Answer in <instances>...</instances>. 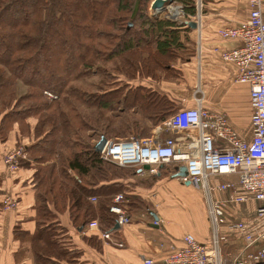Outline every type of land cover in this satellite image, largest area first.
Wrapping results in <instances>:
<instances>
[{
    "label": "trees",
    "instance_id": "obj_1",
    "mask_svg": "<svg viewBox=\"0 0 264 264\" xmlns=\"http://www.w3.org/2000/svg\"><path fill=\"white\" fill-rule=\"evenodd\" d=\"M151 1L0 0V168L28 142L19 170L33 172L35 229L16 225L14 232L28 240L33 264L79 262L82 251L64 237L60 215L76 226L95 221L112 234L116 195L131 221L149 212L145 194L175 172L170 164L157 176L137 178L138 167H118L94 150L101 137L147 138L183 109L155 86L178 78L172 63L192 59L195 0H174L184 9L177 22L150 15ZM100 240L84 238L95 249Z\"/></svg>",
    "mask_w": 264,
    "mask_h": 264
},
{
    "label": "built area",
    "instance_id": "obj_2",
    "mask_svg": "<svg viewBox=\"0 0 264 264\" xmlns=\"http://www.w3.org/2000/svg\"><path fill=\"white\" fill-rule=\"evenodd\" d=\"M248 4L247 20L236 27L219 29L217 35L238 43L235 48L221 50L219 56L223 63L234 67V82L248 87L251 140H244L233 130L225 115L206 110L202 106L201 90L197 88L193 106L172 114L153 129L150 137L109 139L99 153L103 161L121 168L148 165L151 176H156L158 167L163 165H173L174 173L178 167H185L186 177L178 181L183 185L188 183L204 207L207 235L203 242L185 234L180 246L171 245L161 261L144 259L143 264H264V0H248ZM168 11L177 21L184 17V9L179 4L173 3ZM202 11V0H195L193 22L197 24L194 32L198 62ZM24 159L23 147L8 153L4 159L8 172L15 173ZM229 177L234 180H228ZM215 195L223 198L217 199ZM90 202L95 204L97 200L91 198ZM247 203L255 205V217L248 221L225 217V204ZM16 205L15 200H5L3 210L14 209ZM109 213L116 216L119 227L129 226L121 194L113 198ZM153 225L157 226L158 222ZM87 229L111 243V234L101 232L95 221ZM230 236L240 246L227 249ZM116 246L121 248L123 244ZM163 247L161 243L160 248Z\"/></svg>",
    "mask_w": 264,
    "mask_h": 264
},
{
    "label": "crops",
    "instance_id": "obj_3",
    "mask_svg": "<svg viewBox=\"0 0 264 264\" xmlns=\"http://www.w3.org/2000/svg\"><path fill=\"white\" fill-rule=\"evenodd\" d=\"M249 11L248 0H205L201 18V58L199 62L196 58L191 60L195 75L202 78V95H197L203 99L202 106L209 112L225 115L232 129L246 141L251 140L248 87L234 82V67L223 63L219 56L221 50L235 48L238 43L235 40L221 39L217 31L245 22ZM193 35L195 40V32ZM194 93L195 91L186 99L185 107L193 106ZM15 142L14 135H11L9 147L16 146ZM27 143L23 141L17 148L26 149ZM32 174L31 169H18L10 174L7 168L5 171L0 168V264H33L28 240L15 238L14 232L16 225H20L24 232L35 229V224L29 221L34 216L35 203L32 184H29ZM174 174L160 186H156L153 193L145 194L151 206L148 213L137 212L131 218L129 226L116 229V232L111 234V243L100 237L101 245L97 249L87 246L84 242L85 237L96 233L89 232L87 226L74 225L67 213L60 215L61 226L67 230L64 237L74 249L82 251L77 264H143L144 259L159 262L168 254L171 245L180 246V240L185 234L203 242L207 235V223L199 195L189 185L181 184L178 178L172 179ZM142 177L151 178V175L139 168L137 178ZM228 180H234V177H229ZM215 197L222 199L223 195ZM5 200H15L16 207L3 210ZM223 211L229 220H244V217L250 219L256 216L253 203L225 204ZM152 214L157 217V226L153 225ZM229 241L227 249L240 246V242L234 237L230 236ZM118 243H122L123 247H117ZM161 243L164 244L163 248H160Z\"/></svg>",
    "mask_w": 264,
    "mask_h": 264
},
{
    "label": "rangeland",
    "instance_id": "obj_4",
    "mask_svg": "<svg viewBox=\"0 0 264 264\" xmlns=\"http://www.w3.org/2000/svg\"><path fill=\"white\" fill-rule=\"evenodd\" d=\"M152 1L149 4L150 15L157 17V18L166 19V20H169L172 22H177V20H176L177 18L173 17L172 14H169L170 12L168 11L169 7L172 6V4L174 2L170 5H167V8L165 9V11H163V12L161 11L160 13H157V12H153L151 10ZM196 55H197V48H196V42L194 40L193 56L192 57L190 56L192 58L191 60H193V58H196ZM186 58H188V57H186ZM191 60H190V63H188L187 65L185 64V60L172 63V67L177 72H180V75L178 76V78L176 80H168V81L163 80L164 82L158 86H155L154 84H150L152 87L155 86V89L159 92L169 94L170 97L175 96V98L178 99V103L180 104V108L185 107L186 99H188V97L193 93V91H195L197 88H200V85H201L202 78L200 75L199 76L195 75V70L193 68V64L191 63ZM142 83L148 85L149 81L144 80V81H142ZM151 134H152V132H151ZM151 134H150V136H151ZM114 139H119V138H114ZM163 166H165V165H163ZM158 169H159V167H158ZM158 169H157V171H158ZM244 220L248 221L249 219L247 217H244ZM199 226H201V224H199ZM202 229H204V228H202ZM202 229H199V230L203 231ZM204 237H202V239H201L202 241L204 240Z\"/></svg>",
    "mask_w": 264,
    "mask_h": 264
},
{
    "label": "water",
    "instance_id": "obj_5",
    "mask_svg": "<svg viewBox=\"0 0 264 264\" xmlns=\"http://www.w3.org/2000/svg\"><path fill=\"white\" fill-rule=\"evenodd\" d=\"M173 2H174V0H153L152 1V4H151V10L153 12H157L158 13V11H163L164 8H165V6L170 5ZM189 26L191 27L192 30H195L196 27H197V24L194 23V22H192V23L189 24ZM106 141L107 140L104 137H101L100 140L95 144L94 150L97 153H100L102 151V149H103ZM149 168L150 167L148 165H144L142 167V169L143 170H146V171H148ZM184 177H186V168L183 167V166H181V167H178L177 173H175L174 175H172L171 178L172 179H176V178H184ZM186 185H189V184L186 183ZM152 217H153L154 222H157L158 221L157 220V217L154 214H152ZM118 228H119V226H118V224H116L115 225V229H118Z\"/></svg>",
    "mask_w": 264,
    "mask_h": 264
},
{
    "label": "bare ground",
    "instance_id": "obj_6",
    "mask_svg": "<svg viewBox=\"0 0 264 264\" xmlns=\"http://www.w3.org/2000/svg\"><path fill=\"white\" fill-rule=\"evenodd\" d=\"M161 11H158V13H160Z\"/></svg>",
    "mask_w": 264,
    "mask_h": 264
}]
</instances>
